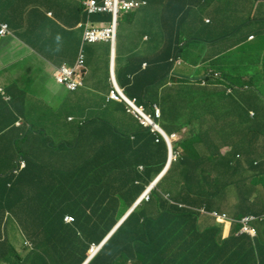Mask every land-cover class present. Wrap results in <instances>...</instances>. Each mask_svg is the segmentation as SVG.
<instances>
[{"label":"trees","instance_id":"obj_1","mask_svg":"<svg viewBox=\"0 0 264 264\" xmlns=\"http://www.w3.org/2000/svg\"><path fill=\"white\" fill-rule=\"evenodd\" d=\"M202 1L189 10H194V26L186 29L187 24L180 21L171 59L187 58L193 49L201 54L205 45L217 43L210 40L216 33L222 32L217 38L227 40L245 28L234 20L219 22L223 20L209 15ZM79 10L86 15L84 6ZM169 57L161 65L165 77L173 66ZM240 62L223 75L232 85L229 75L235 68L241 72L240 79L252 74L250 84L236 85L248 87L244 104L238 106L217 82L215 91L192 90L174 105L173 120L164 122L163 128L171 134L193 125L185 140L175 145L174 151L181 153L178 160L157 185L151 201L138 206L88 264H169L166 257L181 253L187 262V250L196 245L200 249L196 254H209L202 239L213 227L200 221L196 210L204 205L209 209L206 205L213 197L206 194V187L233 186L240 191L237 217L264 214V64L247 68ZM116 76L120 84L118 69ZM0 118V264H84L91 245L107 237L167 161L164 141L156 143L143 130L134 133L137 147L127 146L133 135L122 133L101 116L82 124L78 121L73 140L54 139L45 134L46 127L31 126L28 120L16 126ZM143 139H151L149 150L141 144ZM34 141L51 156L41 168L35 164H43L45 156L34 161L27 149ZM59 147L63 152L52 156L51 148ZM21 158L26 167L19 169ZM67 214L74 217L73 223H65ZM263 224L257 222L260 234L256 238L232 236L228 252L234 250L235 255H227L229 264H264V226L259 228ZM164 237L179 248L169 247ZM214 261L228 263L223 258Z\"/></svg>","mask_w":264,"mask_h":264},{"label":"crops","instance_id":"obj_2","mask_svg":"<svg viewBox=\"0 0 264 264\" xmlns=\"http://www.w3.org/2000/svg\"><path fill=\"white\" fill-rule=\"evenodd\" d=\"M136 1H146L148 5L121 16L115 75L118 69L119 85L128 95L145 104L147 112H152L153 105L161 109V124L173 120L177 111L174 105L192 90H203L207 94L215 91L218 82L215 74L224 78L223 71L230 70L234 63L240 64V61L247 68L264 64V0H259L257 5H252L249 0H203L209 15L223 20L219 22L234 20L235 24L239 22L245 28L227 40L217 38L222 32L216 33L210 38L216 44L205 45L201 54L194 49L188 53L187 59H196L193 66L186 59L179 58L181 62L174 63L167 77L163 75L161 65L166 56L169 57L170 53L174 55L175 44L179 40V23L187 24L186 29L194 26V10L190 13L189 10L201 2ZM83 3L84 0H0V25L7 24L10 31L7 36H0V88L12 97L7 101L4 94H0V117H5L3 122L13 124L17 117H22L32 122L31 126L46 127L45 134L54 139L73 140L78 121L85 122L101 116L114 122L122 133L133 135V141H128L127 146H136L134 133L143 131V127L126 111L123 103L108 98L112 88L109 43L86 46L87 73L84 86L78 91H67L54 80L57 67L74 65L78 58L83 38L81 25L89 21L91 26L98 27L110 20L109 15L88 19L79 10ZM183 16H186L185 19H181ZM207 19L211 22V17ZM222 59L225 60L219 62ZM227 59L232 61L228 63ZM240 73L239 68L233 70L229 78L234 84L228 86L230 90H235L234 101L238 106L244 104L245 92L236 87L237 83H250L252 80V74L240 79ZM178 81L181 85L176 88ZM169 126L176 128L173 124ZM140 142L146 150L152 147L151 139ZM31 143L34 144L27 149L34 161L45 156L43 164H35L41 168L51 156L46 153L43 144ZM39 147L42 148L40 151ZM144 149L142 155L146 153ZM61 151V147L51 148V155ZM223 229L227 234L228 227L223 226ZM213 230L217 232L216 228Z\"/></svg>","mask_w":264,"mask_h":264},{"label":"clouds","instance_id":"obj_3","mask_svg":"<svg viewBox=\"0 0 264 264\" xmlns=\"http://www.w3.org/2000/svg\"><path fill=\"white\" fill-rule=\"evenodd\" d=\"M89 1L90 0H84V3H83V6L85 7V12H86L88 19H90L91 17L96 16V15H109L110 20L108 22L98 26V27L91 26L89 21L87 23H85L84 25H81V27L83 28V38H82L81 46L79 49L78 58H77L76 62L74 63V65L70 66V65L63 64L60 67H57L55 69L54 74H53L55 82L57 83V85L65 88L67 91H72V92L78 91L80 88H82L84 86V77L87 73L86 54H85L86 46L87 45H94V44H98V43H103V42L109 43L111 46V85H112V88L109 91L108 98L111 100L123 103L126 111L128 113L132 114L137 119V121L139 122V125L141 127H143V130L148 131L149 134L154 137L156 143L164 141V143L167 147L168 154H167L166 164H165L163 170L161 171V173L159 175H157V177L154 180H152L148 185H146L143 192L138 196V198L128 208V210L126 212H124V214L119 219L118 223L115 225V227L112 229V231L107 235V237L100 244H98V245L92 244L91 245L90 250L88 252V259L84 264H88L101 251L103 246L108 242V240L112 237V235L119 229V227L127 220V218L136 210V208L138 206H141L143 203H148L151 201L152 194L157 189V185L166 176V174L170 170L172 164L178 160V158L181 154L180 152L174 151L175 145L177 143L185 140V137L187 136V134L189 132V129L186 130V128H187L186 127V128H183L179 132L175 131L171 134L168 133L163 128L162 124L160 123V120L162 118L161 109L157 105H153L152 112L151 113L147 112L145 104L140 102L137 97L128 95L125 92V90L119 85L118 80H117V76L115 75V52H116V44H117V37H118V31H119L121 16L124 13L125 14L131 13L135 10L146 7L148 5V3L146 1L124 0L127 2L139 3V7L135 8L134 10L128 11V12L121 10L118 13L117 19H116V35H115L114 42L102 40V41H97L94 43H89V42L85 41V34L88 30L110 28L114 22V16H113V13H111V12L90 13L89 9H88V5H87ZM258 1L259 0H252L251 1L252 5H257ZM97 3H98V5L102 6V5H104V0H101V1L97 0ZM206 22L209 23L210 20L207 19ZM9 33H10L9 26L7 24H1L0 25V36L5 37ZM81 53L84 55V65L82 68L79 69V72L76 75V79L79 80L81 84L78 85L75 90H70L67 88L66 85L59 83L57 81V73L62 67H67L70 69L75 68L77 66V63H78V60H79ZM179 58H181V57H178V56L173 57L170 60V62L172 61L173 65H174V63H178V61L180 63L181 61ZM215 79H216V81L221 82L222 85L220 86V88L223 91H225V94L227 96H233V98H234L236 93H235V90L233 88H231V90L228 88V86H230V83H228L225 80V78H222L216 74H215ZM239 83L240 82H238L237 84H239ZM202 84L204 85V82H202ZM245 84H250V83H245ZM180 85H181L180 81L176 82V86H180ZM116 88H118L120 91H122V95H121L120 99H115V98L111 97V92L116 91ZM239 89H241L242 91H247L248 87L239 88ZM0 94H4V97L7 99V101H10L12 99V97L9 94H7V92L3 88H0ZM129 101L133 103V105L135 106V108L137 110H135L133 108V106L129 103ZM157 113H159L158 116H157ZM143 114L147 119V124H146L147 126H145L141 122V118H142V120H144ZM250 116L254 117L255 112L251 110ZM24 120H27V119L20 117V119L18 121H16L14 124H16V126H21V125H23ZM80 123L82 124L83 121ZM155 126H157L159 130H156L153 132L152 129ZM24 167H26V162L23 158H21L20 164H19V169H22ZM144 170H145V168L143 166L139 167L140 172L144 173L145 172ZM136 184H138V182H136ZM224 188L225 189L215 190V189H212L210 187H206V194L212 195V197H213L210 200L211 202L209 203V206L206 205V207H208L209 209L206 210L204 208L205 205L202 208L196 209L197 212L199 213L198 217H199L200 221H202L204 223L210 222L212 227L217 229V232H215L213 229L207 230L205 232V234H206L205 237L202 239V241L205 243V245L207 247V250L209 251V254H202L201 252L199 254H196V252L200 251L199 246L196 245V246L190 247L187 250L188 253H186V256L189 258L187 262H185L183 259V255L185 256V254L181 253L179 256L172 254L174 256L173 258L166 257V261L169 264H217L214 261L215 258L219 259L220 261H221V258L228 261V256L232 257L235 255L234 250H232L231 253L228 252V245L231 244V242H232L231 241L232 236H236V237H244V236L246 237L247 236L250 238H256L260 234V233H258V230H257L258 225H256V224H257V222L264 223V214L261 215L260 217L254 216L252 214H247V215H243L241 217H237V211L239 209L238 205H239V202L241 200L240 191H238L233 186H229V187L225 186ZM225 190H226V192H224ZM166 198L168 199L169 196H166ZM220 202H225V203H227V205L229 207H232L233 208L232 214H228L226 212H219L218 208H216L215 206H218V204ZM67 216H70L73 220L68 222L66 220ZM74 220L75 219L73 216H71V214H67L64 217V221L66 224H71L74 222ZM223 226L228 227L227 234H224ZM262 226H264V224L259 226V228L261 229ZM231 231H233L232 234H231ZM212 232H215V233L213 234ZM163 239L170 245L169 247H171V246L174 247L173 246L174 242L172 241V239H170L168 237H164ZM24 244L26 246L32 247V243L30 241H25ZM174 248H179V247L177 246ZM229 262H230V260L226 264H229Z\"/></svg>","mask_w":264,"mask_h":264},{"label":"built area","instance_id":"obj_4","mask_svg":"<svg viewBox=\"0 0 264 264\" xmlns=\"http://www.w3.org/2000/svg\"><path fill=\"white\" fill-rule=\"evenodd\" d=\"M88 9L90 13H97V12H111L114 16V22L113 25L110 28H104V29H94V30H88L85 34V41L89 43H94L97 41H112L115 40L116 35V19L118 13L122 11H131L135 8L139 7V3L135 2H127L124 0H104V5L100 6L97 3V0H90L88 2ZM84 65V55L81 53L77 66L73 69L62 67L58 73H57V81L59 83H62L67 86L70 90H75L78 85H80V81L76 79V75L79 72V69L82 68ZM122 95V91H120L118 88H116V91L111 92V97L115 99H120ZM129 103L133 106L135 110V106L132 102L129 101ZM159 112V111H158ZM159 113H157V116ZM144 120L141 118L142 124L147 126V119L143 114ZM159 130L157 126H155L152 131ZM66 220L72 221L73 219L70 216L66 217Z\"/></svg>","mask_w":264,"mask_h":264},{"label":"rangeland","instance_id":"obj_5","mask_svg":"<svg viewBox=\"0 0 264 264\" xmlns=\"http://www.w3.org/2000/svg\"><path fill=\"white\" fill-rule=\"evenodd\" d=\"M184 59H186V62H187L189 65H191V66H193L194 63H196V59H195V58H190V59L184 58ZM190 127H193V125H190L189 127H187L186 130L189 129ZM184 135H185V134H184ZM188 145H189V144H188ZM189 146H190V145H189ZM191 147L194 148V143H193V142L191 143ZM225 151H226V150H223V152H225ZM224 192H226V190H225ZM215 207L218 208V211H219V212H226V213H228V214H232V210H233V208H232V207H229V206L227 205V203H225V202H220V203L218 204V206H215Z\"/></svg>","mask_w":264,"mask_h":264}]
</instances>
